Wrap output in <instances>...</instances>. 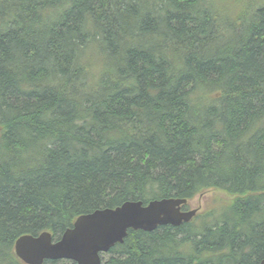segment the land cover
<instances>
[{"label": "trees", "instance_id": "1", "mask_svg": "<svg viewBox=\"0 0 264 264\" xmlns=\"http://www.w3.org/2000/svg\"><path fill=\"white\" fill-rule=\"evenodd\" d=\"M261 1L230 0V18L217 0H0V264H24L21 235L209 190L229 200L128 229L101 264L264 257Z\"/></svg>", "mask_w": 264, "mask_h": 264}, {"label": "water", "instance_id": "2", "mask_svg": "<svg viewBox=\"0 0 264 264\" xmlns=\"http://www.w3.org/2000/svg\"><path fill=\"white\" fill-rule=\"evenodd\" d=\"M187 201L164 197L146 203L126 200L113 208H98L77 216L57 240L48 231L19 236L14 242V253L24 264L61 259L73 264H101V254L122 243L128 229L152 231L160 225L179 226L189 222L198 210H182ZM257 264H264V257Z\"/></svg>", "mask_w": 264, "mask_h": 264}, {"label": "rangeland", "instance_id": "3", "mask_svg": "<svg viewBox=\"0 0 264 264\" xmlns=\"http://www.w3.org/2000/svg\"><path fill=\"white\" fill-rule=\"evenodd\" d=\"M229 1L217 0L213 8L227 17L233 16L232 14L234 12L231 14L230 13L231 10H228L227 8H232L235 11L238 10L239 8ZM232 2H236V1H232ZM230 18H234V17H230ZM228 200L229 198L225 193L217 190H209L204 192L203 194L197 195L194 198L188 200L187 208L188 209L197 208L198 214H202L203 212L209 209H213V208L216 209L222 205H225ZM220 209L221 208L217 210V213L219 212Z\"/></svg>", "mask_w": 264, "mask_h": 264}]
</instances>
